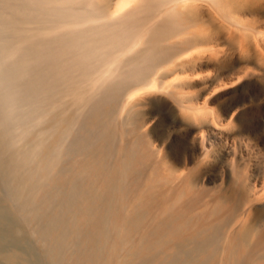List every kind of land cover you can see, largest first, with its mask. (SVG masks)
Segmentation results:
<instances>
[{
    "label": "rangeland",
    "instance_id": "374dc122",
    "mask_svg": "<svg viewBox=\"0 0 264 264\" xmlns=\"http://www.w3.org/2000/svg\"><path fill=\"white\" fill-rule=\"evenodd\" d=\"M118 1L0 0V264H264V0Z\"/></svg>",
    "mask_w": 264,
    "mask_h": 264
},
{
    "label": "bare ground",
    "instance_id": "6f19581e",
    "mask_svg": "<svg viewBox=\"0 0 264 264\" xmlns=\"http://www.w3.org/2000/svg\"><path fill=\"white\" fill-rule=\"evenodd\" d=\"M136 1L137 0H119L118 2H117V4H116V6H115V10H114V13L115 14H118V13H120L123 9H125V8H128V7H131L134 3H136ZM139 1V0H138ZM193 2V0H185V2H182V0L180 1V2H182V4H187V3H189V4H191L192 2ZM254 1V0H253ZM243 2V1H242ZM255 2V1H254ZM214 4H216L217 5V1L215 0V3ZM61 5V4H60ZM248 10V9H247ZM68 13V12H67ZM233 32V31H232ZM230 33V32H229ZM228 33V34H229ZM103 36V35H102ZM233 36V35H232ZM256 39V38H255ZM262 40V39H261ZM263 44V43H262ZM261 43H260V45H262ZM255 46H257V44L255 45ZM260 48V47H259ZM261 50V49H260ZM262 51V50H261ZM264 51V50H263ZM110 73V72H109ZM247 78H249L248 76H247ZM176 79V78H175ZM156 80H157V78H155V77H153V78H151L148 82H147V84H148V87L149 88H155V85H156ZM133 93V92H132ZM132 93H130V95L132 94ZM135 95V94H134ZM132 97H134L133 96V94H132V96H130V98H129V101H131L132 100ZM131 99V100H130ZM233 117V116H232ZM231 117V118H232ZM233 118H235V117H233ZM146 120V119H145ZM218 122V121H217ZM204 123V122H203ZM202 125V124H201ZM153 126V125H152ZM203 127H204V125H202ZM207 126V125H206ZM151 128V127H150ZM209 129V128H208ZM194 131H200V134H198V136L196 135L194 138H193V144H197L198 146H199V148L201 149V151H204L205 149H206V146H207V144H208V141H207V135L205 134V132H204V130H201V126L200 125H194L193 127L191 126L190 127V129L188 130V132L187 133H192V132H194ZM208 131V130H207ZM199 133V132H198ZM204 133V134H203ZM144 134H147L146 132L144 133ZM149 135V134H148ZM146 136V135H145ZM148 139V138H147ZM149 140V139H148ZM169 145V144H168ZM163 158V157H162ZM163 160V159H162ZM222 188V187H221ZM198 191V190H197ZM200 191V190H199ZM200 192H203V190H201ZM220 193H221V191H220ZM217 194V193H216ZM194 195V194H193ZM191 195V193L189 194V202H188V205H187V207H188V211L189 212H191V210L193 209H198V208H200V207H202V205H205V204H203V203H201L200 204V200L201 199H198L199 197L197 196V195H199L200 197H201V194L198 192V194L196 195ZM218 196H220V199L222 198V196H221V194H217ZM208 196V195H207ZM217 198V197H216ZM192 199V200H191ZM218 199V198H217ZM222 200V199H221ZM219 201V200H218ZM218 204V203H217ZM230 204V203H229ZM227 206V205H226ZM231 207V206H230ZM224 206H223V210H224ZM228 208H229V205H228ZM228 208H227V210H228ZM204 209V208H203ZM217 209V208H216ZM223 210H221V211H223ZM249 210V209H248ZM226 211V209L223 211V212H225ZM201 212V211H200ZM219 213V212H218ZM245 214V218L246 217H248L249 216V212H245L244 213ZM221 215V214H220ZM215 217V216H214ZM218 218V217H217ZM201 219V218H200ZM244 219V218H243ZM215 220H217V219H215ZM205 220H200L199 221V225L201 226V225H204L205 224ZM253 237V236H252ZM255 237H256V239H255V241H254V246L252 247L255 251L256 250H258V249H260L263 245H264V228L263 229H261V231H259L258 232V234L256 235L255 234ZM245 244V243H244ZM243 249V248H242ZM248 250V249H247ZM261 250V249H260Z\"/></svg>",
    "mask_w": 264,
    "mask_h": 264
}]
</instances>
